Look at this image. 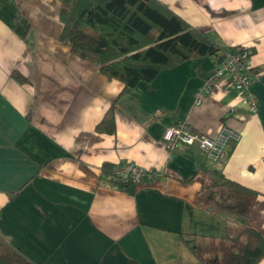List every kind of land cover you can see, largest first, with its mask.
<instances>
[{"label": "crops", "instance_id": "1", "mask_svg": "<svg viewBox=\"0 0 264 264\" xmlns=\"http://www.w3.org/2000/svg\"><path fill=\"white\" fill-rule=\"evenodd\" d=\"M156 1L217 46L248 50L255 111L228 75L203 90L213 55L124 87L60 40L58 0H0V239L33 264H200L190 234L264 236V0ZM110 107L114 131L96 129ZM178 122L239 139L214 166L195 144L168 150ZM125 163L152 178L120 189L103 165ZM204 167L258 192L249 217L198 202Z\"/></svg>", "mask_w": 264, "mask_h": 264}, {"label": "trees", "instance_id": "2", "mask_svg": "<svg viewBox=\"0 0 264 264\" xmlns=\"http://www.w3.org/2000/svg\"><path fill=\"white\" fill-rule=\"evenodd\" d=\"M63 24L60 40L82 58L92 59L100 72L124 87L152 81L162 69L224 49L191 28L182 18L156 0H58ZM110 107L96 129L114 131ZM110 174L113 167L103 165ZM198 195L202 205L247 218L258 192L226 178L219 170L203 168ZM116 185L133 192L132 179ZM200 264H258L264 258V236L244 226L239 232L221 235L190 234L186 239ZM0 264H33L0 239Z\"/></svg>", "mask_w": 264, "mask_h": 264}, {"label": "built area", "instance_id": "3", "mask_svg": "<svg viewBox=\"0 0 264 264\" xmlns=\"http://www.w3.org/2000/svg\"><path fill=\"white\" fill-rule=\"evenodd\" d=\"M216 67L213 75L203 87L208 91L211 81L220 76L228 75L233 81L234 88L240 93L242 101L250 104V109L255 111V101L249 98L250 85L258 79L251 72L252 59L247 49L242 47L224 48L213 54ZM233 109H231V112ZM239 133L227 125H222L213 136L195 131L185 122H178L168 127L163 135V142L168 150H173L178 145H197L206 158L214 166L220 165L226 156V147L230 142L237 141ZM118 180L132 179L135 183L143 178L151 179L152 172L144 171L133 163L118 165L113 170Z\"/></svg>", "mask_w": 264, "mask_h": 264}]
</instances>
